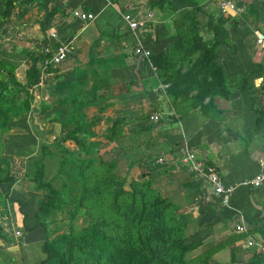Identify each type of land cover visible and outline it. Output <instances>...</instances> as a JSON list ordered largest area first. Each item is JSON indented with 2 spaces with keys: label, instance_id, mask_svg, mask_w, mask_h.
<instances>
[{
  "label": "crops",
  "instance_id": "1",
  "mask_svg": "<svg viewBox=\"0 0 264 264\" xmlns=\"http://www.w3.org/2000/svg\"><path fill=\"white\" fill-rule=\"evenodd\" d=\"M191 1L198 7L195 14L181 0H56L53 4L46 3L39 8V13L45 12V16L34 22L38 29L36 40L26 39L24 44H19L10 42L8 34L0 33V61L12 65L15 74L24 77V70L30 64L28 56L40 53L35 52L39 44L41 50L43 46L62 41L60 37H70L71 51L60 61L64 69L54 75L52 86L57 98L51 123L57 126L59 133L60 123L66 118L61 120L57 111L69 94L62 87L63 80L70 79L77 101L80 100L78 88L88 80L86 100L94 80L91 71L96 73L101 82L94 92L95 102L83 103L77 111L88 105L95 106L96 111L97 107H102L96 115V122L101 124L104 109L123 108L124 103L134 106L137 97L132 82L153 75V67L142 64V59L132 54L133 47L159 52L173 43L191 22L206 26L211 33L215 51L212 60L216 62L220 83L206 96L204 108L184 97H180L177 104L169 100L170 109H166L158 126L169 150L162 155L163 165L156 170L163 173L152 179L177 210L183 235L196 234L199 238L197 247L187 255L195 256L200 262L209 258L215 264H264V181L256 188L239 183L256 172L259 159L264 160V45L261 47L255 41L257 34L264 38V0H231V10L221 9L215 0ZM22 2L30 3L29 0ZM57 4L71 15L62 14ZM74 10H89L95 16L90 21H82L73 17ZM206 14L211 16L212 25L218 30L216 37ZM125 15L143 20V26L130 28ZM192 17L195 21H191ZM100 66H104L106 75L100 74L103 70ZM75 71L85 73L80 84L71 80ZM16 79L22 83L20 77ZM113 82L122 89L115 95L117 100L108 104L113 101L110 98L100 104L99 98L112 90L107 83ZM65 106L69 111L70 104ZM78 114L84 115L83 111ZM184 149L191 150L203 167L212 168L224 182L234 186L227 206L219 204L206 183L196 181L181 164L179 158ZM240 216L248 226L249 236L260 246H245L243 235L233 231V224ZM26 225L31 227L32 224L26 222ZM24 231L38 232L39 228L22 230L18 244L0 241V264H36L44 257L39 249L42 234L37 235L31 248L22 239Z\"/></svg>",
  "mask_w": 264,
  "mask_h": 264
},
{
  "label": "rangeland",
  "instance_id": "2",
  "mask_svg": "<svg viewBox=\"0 0 264 264\" xmlns=\"http://www.w3.org/2000/svg\"><path fill=\"white\" fill-rule=\"evenodd\" d=\"M29 1L26 4L22 0H14L8 14L1 16L5 12V6L3 0H0V33L8 34L10 42L24 44L26 39L36 40L38 29L34 22L46 14H40L39 8L46 3H56V0ZM57 6L62 14L71 15L62 5ZM61 38L70 41V37H60V40ZM42 48L40 50L39 44L35 52H41ZM214 52L211 33L206 26L191 22L185 31L182 29L179 32L173 43L159 52H150V58L141 60L142 64L150 65L154 70L153 75H145L135 82H128L134 83L136 90L134 106L124 103L123 108L104 109L101 124L96 122L98 112L95 106L82 107L78 113L83 111L85 121L92 122L91 128L95 132V136L86 139L95 150L89 156L73 142L58 140L60 132L57 133V126L51 123L57 98L52 90L54 75L64 69L63 62L44 65L40 60L39 82L26 88V91L13 86L6 77L0 75L3 101L11 107L7 115L8 123L1 129L4 131L0 130V157L4 158V170L0 177L8 172L13 179L11 184L0 182V241L18 244L21 238L16 232L34 228L36 201L45 199L47 195L44 188L36 190L35 181L32 180L40 162L43 164L42 182L49 183L54 189L63 188L62 198L66 202L61 209L50 210L47 215L40 217L50 238L60 233L78 232L88 223L102 220L106 233L125 238V246L131 252H143L151 257L153 255L152 261L156 264H177L168 258L178 250L171 245L174 235L164 238L165 234L161 231L163 238L158 239L151 232L153 221L147 222L141 216L143 212L153 211L154 208L159 211L168 199L166 196L167 199L163 198L164 194L152 178H159L158 173H163L156 171L163 165L158 158L169 150V147H165L158 128L166 109H170L169 100L172 99L177 104L178 99L184 97L193 104L204 106L203 101L206 96L211 95L212 87L215 88L220 83L215 71L216 62L212 60ZM100 68H103L100 74L106 75L104 66ZM14 75L20 77L22 83L25 81V77L22 74L16 75L15 70ZM220 78L222 79L221 76ZM107 84L112 86V90L99 98L102 105L110 98L113 101L108 104H113L117 100L115 95H119L122 90L117 82ZM88 87L87 80L78 88L80 100L86 98L85 90ZM129 89L130 86H127L126 90ZM25 100L28 101V109L24 107ZM60 105L57 116L62 120L69 116V111L65 104ZM152 112L158 114L157 122L149 119ZM10 152L15 155L8 154ZM84 158H92L93 162L84 170V177L80 178L76 161ZM150 188L158 190L162 197H157ZM83 191L81 205L75 207ZM163 214L167 220L171 214L175 216L178 225L173 224V227L179 228L180 224L182 226L175 207L173 212L172 207L167 205ZM148 215L150 217V213ZM129 220L131 221L128 223ZM26 222H30L31 227ZM38 228V232L24 231L25 234L22 235V239L31 248L36 243L37 235L42 234V241L44 239L41 228ZM156 230L160 231L161 228ZM29 253L32 254L31 249ZM183 260L182 264L201 263L195 256L191 257L187 253Z\"/></svg>",
  "mask_w": 264,
  "mask_h": 264
},
{
  "label": "trees",
  "instance_id": "3",
  "mask_svg": "<svg viewBox=\"0 0 264 264\" xmlns=\"http://www.w3.org/2000/svg\"><path fill=\"white\" fill-rule=\"evenodd\" d=\"M13 1L14 0H3L5 12L1 13V16L6 13L8 14L13 5ZM181 3L188 4L194 14L198 11V7L191 0H181ZM206 16L207 22L211 26L213 36L216 37L218 30L212 25L211 16L207 14ZM191 21H195V19L193 18ZM215 41L216 43H219V41ZM44 56L45 55L42 51L36 56H28L30 64L24 70L25 81L23 83L16 79L14 75V67L2 61H0V75L6 77L13 86H17L25 90L26 88L36 85L39 82L38 63H40V60L45 58ZM150 57L151 54L148 58ZM72 74L71 80H73L75 84L82 83V78L85 75L84 72L75 71ZM91 76L94 80L90 91H88L89 97L83 102L81 100L77 101V98H75L76 95L71 90L70 79L63 80L62 87H65L69 91V94H67L66 98L63 100V104L69 103L71 108L69 110V116L64 122L60 123V137L58 138L60 141L69 140L73 142V144L82 150L87 156L95 152V150L92 149L90 144L86 141L87 138L95 136V132L91 128L92 122H85L84 115L78 114L77 109L83 103L90 104L95 102L94 92L99 86L101 80L97 78L94 71H91ZM2 85L3 83L0 80V130L7 125V115L11 111L10 105L5 104V101H3L4 94L1 91ZM23 104L25 109H28V101L25 100ZM101 110L102 107H97L98 112ZM3 159L4 158L0 157V174L4 170L2 166ZM92 162V158L78 159L76 161L78 170L77 173L80 178L84 177V170L87 169ZM42 170L43 164L38 162L37 169L32 177V180L35 181V189L39 190L44 188L46 189L47 194L45 199L36 201L37 211L33 215V219L35 220L34 228L40 227L44 238L39 246V249L44 257L39 260L37 264H156L152 261V258H154L153 255L151 257L143 252H131V250L125 246V238L106 233L104 230L105 224L102 220L88 223L78 232L60 233L50 238V235L46 231L45 223L40 220V217L47 215L50 210L61 209L66 202L62 198L64 193L63 188L54 189L49 185V183L42 182ZM0 182L11 184L13 179L8 172H5L3 176L0 177ZM150 191L156 194L157 197H162V194L158 190L150 188ZM83 195L84 191L74 205L75 207H79L81 205ZM163 198L166 197L164 196ZM167 205L171 206L174 212L173 205L167 199L166 205L160 208L159 211H156L154 208L153 211L150 210L143 212L141 219L146 220L147 222L153 221L151 223V232L158 236V239L160 238V240L163 238L161 236L162 232L166 236H164V238H169L168 236L174 235V240L171 241V245L173 248H177L178 250L175 254H170L168 258L172 259L177 264H182L184 261V254L197 247L199 244V238L196 234H191L185 238L182 234L181 224L179 228L172 226L173 224H177L175 216L171 214L169 220H167L165 218V214H163L164 209H167ZM149 213L150 217L148 215ZM163 215L164 218H162ZM156 218L157 220H154ZM130 221L131 220L127 222L129 223ZM159 227L161 230L157 231L156 229ZM154 234L152 236H154ZM154 254L155 256L157 255V253ZM200 264L215 263L209 258H206L202 260Z\"/></svg>",
  "mask_w": 264,
  "mask_h": 264
},
{
  "label": "built area",
  "instance_id": "4",
  "mask_svg": "<svg viewBox=\"0 0 264 264\" xmlns=\"http://www.w3.org/2000/svg\"><path fill=\"white\" fill-rule=\"evenodd\" d=\"M216 4L221 9H233V2L231 0H215ZM73 17L78 18L82 21H90L94 18V14L89 10L81 11L74 10L72 12ZM125 21L128 26L132 29L141 27L144 24L143 20H134L130 19L128 15L124 16ZM256 43L261 47L264 45V38L262 34H257ZM71 51L70 41H59L53 45H47L42 49L43 54L45 55L42 60L44 65H55L62 61ZM132 54L139 57L140 59L148 58L150 51L148 49L135 46L132 48ZM159 118L158 114L151 113L149 119L153 122L157 121ZM158 161L161 162L162 158H158ZM179 161L184 165L194 176L195 180L204 181L208 186V189L215 196L217 202L223 206H227L230 202V199L233 194L234 186L230 183L224 182L222 177L212 168L203 167L198 160L195 158L194 153L191 150L184 149L182 150ZM264 181V160L259 159L257 162V170L250 176H245L239 182L240 185L249 186L251 188L258 187ZM233 231L237 234L243 235V243L245 246L258 245L259 242L254 241L252 236H249L248 226L245 224L243 218L240 216L238 221L233 224ZM18 235L19 233L16 232ZM262 248V247H261Z\"/></svg>",
  "mask_w": 264,
  "mask_h": 264
}]
</instances>
